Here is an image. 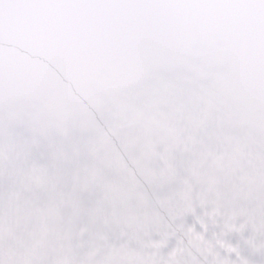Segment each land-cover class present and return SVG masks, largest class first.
Returning <instances> with one entry per match:
<instances>
[{"label": "snow or ice", "instance_id": "obj_1", "mask_svg": "<svg viewBox=\"0 0 264 264\" xmlns=\"http://www.w3.org/2000/svg\"><path fill=\"white\" fill-rule=\"evenodd\" d=\"M0 264H264V0H0Z\"/></svg>", "mask_w": 264, "mask_h": 264}]
</instances>
